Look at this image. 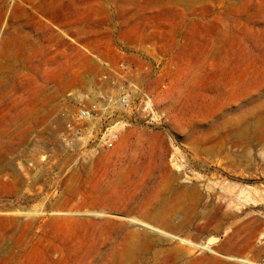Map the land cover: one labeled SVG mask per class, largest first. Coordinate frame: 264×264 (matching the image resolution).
<instances>
[{
	"label": "rangeland",
	"instance_id": "374dc122",
	"mask_svg": "<svg viewBox=\"0 0 264 264\" xmlns=\"http://www.w3.org/2000/svg\"><path fill=\"white\" fill-rule=\"evenodd\" d=\"M121 62L153 114L67 148ZM0 264H264V0H0Z\"/></svg>",
	"mask_w": 264,
	"mask_h": 264
},
{
	"label": "built area",
	"instance_id": "2783aa9c",
	"mask_svg": "<svg viewBox=\"0 0 264 264\" xmlns=\"http://www.w3.org/2000/svg\"><path fill=\"white\" fill-rule=\"evenodd\" d=\"M103 68L92 92L94 100L80 97L75 109L63 111L64 125L59 137L67 148L88 145L98 122L109 121L117 112L137 111L146 118L153 114L151 98L141 91L136 70L124 62L104 64ZM109 130L106 128L104 140Z\"/></svg>",
	"mask_w": 264,
	"mask_h": 264
}]
</instances>
